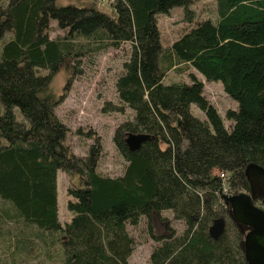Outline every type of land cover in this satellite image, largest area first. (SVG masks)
<instances>
[{
    "label": "trees",
    "instance_id": "trees-1",
    "mask_svg": "<svg viewBox=\"0 0 264 264\" xmlns=\"http://www.w3.org/2000/svg\"><path fill=\"white\" fill-rule=\"evenodd\" d=\"M107 1L114 14L94 3L0 2V231L8 221L20 223L27 230L16 237V249L37 237L58 245L62 264H130L134 239L127 223L170 209L184 228L166 222L150 264H249L241 225L219 194L218 172H228L231 187L248 193L247 165L264 172V0H217L218 19L198 20L170 47L161 43L157 14L179 5L189 15L196 0ZM50 19L66 29L63 35H48ZM124 42L129 54L115 82L121 104L103 109L129 107L134 115L114 130L126 165L110 176L97 168L98 136L82 156L66 143L69 128L55 110L63 95L50 83L59 70L81 71L82 56ZM170 70L187 73L190 81L166 79ZM196 72L220 80L238 102L226 110L229 126ZM130 132L148 138L131 150ZM59 169L71 183L72 216L64 223L57 208Z\"/></svg>",
    "mask_w": 264,
    "mask_h": 264
},
{
    "label": "rangeland",
    "instance_id": "rangeland-1",
    "mask_svg": "<svg viewBox=\"0 0 264 264\" xmlns=\"http://www.w3.org/2000/svg\"><path fill=\"white\" fill-rule=\"evenodd\" d=\"M0 2L4 4L7 0H0ZM58 3L78 5L94 3L99 9L114 14L107 0H58ZM189 7L191 9L189 15H186L184 7L179 5L173 7L168 13L157 14L162 45L170 47L176 38L195 25L198 20L211 18L216 21L219 17L217 0H196ZM65 31L66 29L58 26L55 19H50L48 29L50 37L61 36ZM128 54L129 43L124 42L119 48L108 47L95 55L82 56L81 71L70 75L65 70H59L53 75L50 83L55 93L63 95V100L55 110L69 128L66 143L77 156H82L87 153L94 136H98L102 143V153L97 168L101 173L110 176L120 175L126 165L125 158L113 142L114 130L123 121L131 119L134 111L129 107H125L123 111L105 110L103 106L107 103L121 104L115 82ZM196 74L204 82L205 95L216 106L225 124L229 126L231 121L225 117L226 110L237 108L238 102L224 91L220 80L208 81L201 73L196 72ZM166 79L190 81L187 73L175 70H170ZM2 110L3 105L0 102V112ZM191 110L195 115L204 117L203 111L195 104L191 105ZM15 112L18 117L21 115L18 108ZM246 170L252 184L251 194L255 198V203L262 206L260 202L264 197V172L255 164L247 165ZM70 185L69 176L59 169L57 172V208L58 217L62 223L72 216V212L67 207L71 198L68 193ZM239 190L245 192L244 189ZM1 202H3L2 199H0V205H2ZM166 222L178 231L184 228L183 220L174 218L170 209L162 210L159 215L153 213L150 218L142 216L137 224L127 223L126 227L134 239V248L129 257L130 264H150V252L158 244L156 239L158 234L165 231ZM241 229L244 235L249 227L241 225ZM26 230L20 223L14 221H8L2 225L0 264H62L58 245L47 246L37 237H33L25 247L16 249V237L26 235Z\"/></svg>",
    "mask_w": 264,
    "mask_h": 264
},
{
    "label": "water",
    "instance_id": "water-1",
    "mask_svg": "<svg viewBox=\"0 0 264 264\" xmlns=\"http://www.w3.org/2000/svg\"><path fill=\"white\" fill-rule=\"evenodd\" d=\"M148 138L142 133L130 132L126 135V144L131 150L137 149ZM230 206V212L240 225L249 227L243 236L244 255L249 264H264V197L262 206L255 203L251 193L240 192L223 196ZM219 224V222L217 223ZM222 224L216 228L222 230ZM216 229H211L212 236Z\"/></svg>",
    "mask_w": 264,
    "mask_h": 264
},
{
    "label": "built area",
    "instance_id": "built-area-1",
    "mask_svg": "<svg viewBox=\"0 0 264 264\" xmlns=\"http://www.w3.org/2000/svg\"><path fill=\"white\" fill-rule=\"evenodd\" d=\"M220 177H221V188L219 190V194H221L222 196L224 195H231V194H236V193H240L241 190L236 189L231 187V185L229 184V179H228V174L225 172H221L219 173ZM261 203V202H260ZM262 205V203H261Z\"/></svg>",
    "mask_w": 264,
    "mask_h": 264
}]
</instances>
